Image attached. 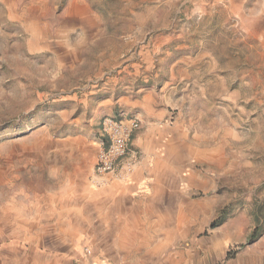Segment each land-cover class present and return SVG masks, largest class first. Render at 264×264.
Segmentation results:
<instances>
[{
    "label": "rangeland",
    "instance_id": "rangeland-1",
    "mask_svg": "<svg viewBox=\"0 0 264 264\" xmlns=\"http://www.w3.org/2000/svg\"><path fill=\"white\" fill-rule=\"evenodd\" d=\"M119 113L164 218L39 236ZM0 264H264V0H0Z\"/></svg>",
    "mask_w": 264,
    "mask_h": 264
},
{
    "label": "crops",
    "instance_id": "crops-1",
    "mask_svg": "<svg viewBox=\"0 0 264 264\" xmlns=\"http://www.w3.org/2000/svg\"><path fill=\"white\" fill-rule=\"evenodd\" d=\"M159 177L158 170L148 169L142 162L141 164L139 162L126 181L107 180L98 184L92 171L91 186L102 188L94 195L93 190L86 184L83 190H78L75 198L71 193L59 194L62 198L51 202L52 211L50 209L47 216L44 215L42 219L63 221L64 225L61 227L63 229L59 228L56 231L55 227L52 230L40 228L39 236L45 234L66 236L72 222H78L75 223L74 229L81 234L83 232L105 236L106 245L108 242L111 245L113 243V240L108 241L107 238H115L114 243L117 241V245H128L129 240L126 238L135 235L136 230H142L147 220L162 221L167 213L165 204L167 184H161ZM24 219L26 230L30 231L27 220Z\"/></svg>",
    "mask_w": 264,
    "mask_h": 264
},
{
    "label": "built area",
    "instance_id": "built-area-1",
    "mask_svg": "<svg viewBox=\"0 0 264 264\" xmlns=\"http://www.w3.org/2000/svg\"><path fill=\"white\" fill-rule=\"evenodd\" d=\"M140 120L133 115L113 114L101 119L98 126V151L93 166L94 180L126 181L140 162L141 154L133 146Z\"/></svg>",
    "mask_w": 264,
    "mask_h": 264
},
{
    "label": "trees",
    "instance_id": "trees-1",
    "mask_svg": "<svg viewBox=\"0 0 264 264\" xmlns=\"http://www.w3.org/2000/svg\"><path fill=\"white\" fill-rule=\"evenodd\" d=\"M252 237L254 238V232L250 234L249 239H252Z\"/></svg>",
    "mask_w": 264,
    "mask_h": 264
}]
</instances>
